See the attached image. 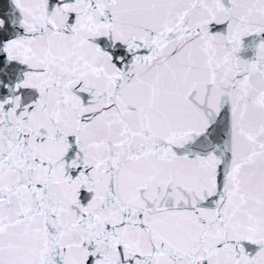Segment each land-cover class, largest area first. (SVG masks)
Segmentation results:
<instances>
[{
	"label": "snow or ice",
	"instance_id": "1",
	"mask_svg": "<svg viewBox=\"0 0 264 264\" xmlns=\"http://www.w3.org/2000/svg\"><path fill=\"white\" fill-rule=\"evenodd\" d=\"M0 264H264V0H0Z\"/></svg>",
	"mask_w": 264,
	"mask_h": 264
}]
</instances>
